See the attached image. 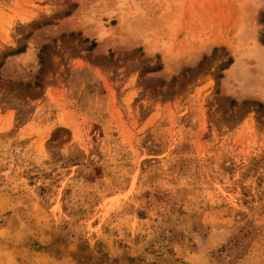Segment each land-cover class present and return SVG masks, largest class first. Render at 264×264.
Instances as JSON below:
<instances>
[{"label": "rangeland", "instance_id": "rangeland-1", "mask_svg": "<svg viewBox=\"0 0 264 264\" xmlns=\"http://www.w3.org/2000/svg\"><path fill=\"white\" fill-rule=\"evenodd\" d=\"M0 264H264V0H0Z\"/></svg>", "mask_w": 264, "mask_h": 264}]
</instances>
